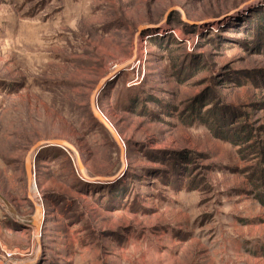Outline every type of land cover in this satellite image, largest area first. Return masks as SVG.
I'll use <instances>...</instances> for the list:
<instances>
[{
  "label": "rangeland",
  "instance_id": "1",
  "mask_svg": "<svg viewBox=\"0 0 264 264\" xmlns=\"http://www.w3.org/2000/svg\"><path fill=\"white\" fill-rule=\"evenodd\" d=\"M135 46L96 101L121 162L89 100ZM51 139L113 179L41 149L42 230L0 201V264H264V0H0V194L26 219Z\"/></svg>",
  "mask_w": 264,
  "mask_h": 264
},
{
  "label": "water",
  "instance_id": "2",
  "mask_svg": "<svg viewBox=\"0 0 264 264\" xmlns=\"http://www.w3.org/2000/svg\"><path fill=\"white\" fill-rule=\"evenodd\" d=\"M252 1H258V0H252ZM178 11L180 12L182 16V20L184 22H187L189 24H194L193 22L187 21L184 17L183 11L179 7H173L170 8L167 13L164 16V20L162 22L167 21V17L170 16L173 12ZM157 25H143L138 28L137 36L142 33L143 31H146L151 28H155ZM136 44V42H135ZM137 62V56L134 50L133 56L131 60L127 61L126 63L122 64L121 66L115 68L113 71L108 73L104 78H102L98 84L96 85L95 89L92 92V95L90 96L89 100V107L90 111L92 113L93 118L109 133L115 144L117 145L119 149V154H120V160L121 162H124V156H125V148L123 143L121 142V139L115 130V128L109 123V121L103 116V114L99 111V108L97 106V96L100 90L106 86V84L112 80L117 79V77L126 70L127 67L134 65ZM50 146H57L61 147L63 149L69 150L73 152L77 156V165L78 169L81 172V174L85 177L83 174V164L78 157L74 147L72 144L65 140H60V139H51V140H45V141H40L35 143L27 153L25 157V162H24V170H25V176H26V187H27V200L30 201L33 204V209L34 213L33 215L29 218L26 219L19 215L17 211L12 207V205L0 194V201L3 203V205L6 207L8 210L9 214L12 216V218L19 224L29 226V227H34L37 234H39L42 230L43 224H44V210L43 206L40 202V200H37V198L34 197L33 195V190L32 186H35L34 183V161L31 162L30 160V155L32 154L37 155V153L43 149L47 148ZM88 181L93 182V181H99V182H104V181H111L113 177L110 178H103V177H98V178H87L85 177ZM38 201V202H37ZM40 203V206L38 205ZM41 215V220H39V216Z\"/></svg>",
  "mask_w": 264,
  "mask_h": 264
},
{
  "label": "trees",
  "instance_id": "3",
  "mask_svg": "<svg viewBox=\"0 0 264 264\" xmlns=\"http://www.w3.org/2000/svg\"><path fill=\"white\" fill-rule=\"evenodd\" d=\"M222 117L223 116L217 115L216 119H213L214 117L208 116L207 118L204 117V119H202V122H203V124H207L208 129L216 138H221L222 140H225L227 142H231L232 144L237 146L238 143L235 141L236 138H238V140H241L244 137H240V136H245V135L241 134L238 136H233V140H232V139H230L231 138L230 135L223 134V131L219 128V126L224 123L223 122L224 120L222 119ZM91 120L94 121L97 125H100L94 118H91ZM224 125L222 127H225ZM244 132H246V131H244Z\"/></svg>",
  "mask_w": 264,
  "mask_h": 264
},
{
  "label": "bare ground",
  "instance_id": "4",
  "mask_svg": "<svg viewBox=\"0 0 264 264\" xmlns=\"http://www.w3.org/2000/svg\"><path fill=\"white\" fill-rule=\"evenodd\" d=\"M137 46H135V53L137 52V48H136ZM32 154L30 155V159L32 158ZM32 160V159H31ZM33 187V186H32ZM38 202V201H37ZM39 206H40V203L38 204ZM39 220H41V215L39 216Z\"/></svg>",
  "mask_w": 264,
  "mask_h": 264
}]
</instances>
